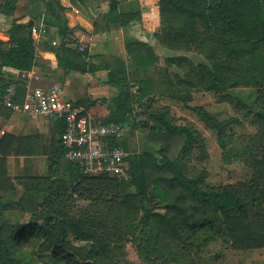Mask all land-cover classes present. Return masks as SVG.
<instances>
[{
    "label": "trees",
    "instance_id": "16d2710c",
    "mask_svg": "<svg viewBox=\"0 0 264 264\" xmlns=\"http://www.w3.org/2000/svg\"><path fill=\"white\" fill-rule=\"evenodd\" d=\"M14 1L6 0L0 4V12L13 14L11 5ZM108 1L109 11L102 16L108 27L127 26L140 19L139 7L122 10L121 0ZM166 1L175 11L185 15L194 35L196 18L206 13L204 6L208 0ZM31 3V17L39 19L36 13H41L45 8L46 25L56 29L62 37L60 43L53 47L59 66L66 73L90 71L94 65L87 61V48L69 46L73 41L69 38L70 29L63 13L65 7L62 1L31 0ZM207 6L210 8L209 17L214 32L209 51L213 61L210 66L198 71L202 80L207 78V85L203 87L217 93L227 87L252 89L251 97L257 107L256 116L264 128V0H209ZM30 29L27 23L14 22L7 31L10 45L5 44L3 47L0 40L2 66L27 73L41 62L37 57L34 39L29 36ZM156 36L159 37V34ZM126 50L129 65L127 60L119 56H112L111 62L107 64L109 74L106 82L116 88L118 93L113 97L109 114L98 120L104 123H121L127 130L137 118L139 108L146 110L149 107L145 126H148L150 133L146 135V139L153 146L158 145V140H168L167 143L160 144L157 154L152 150L130 153L126 158L131 173L129 180L86 176L81 173L78 163L65 157L66 148L60 139L65 123L60 120V130L57 135H53L48 174L44 177L19 179V184L24 188V193L19 197L17 184L8 175V157L45 154L41 147L38 150L35 148L42 136L3 134L0 138V264H31L28 259L36 254L31 248L41 246L54 233L47 227L51 219L43 224L39 215L42 209L41 196L44 192H53L58 176H61L65 181L62 183H67L68 187H76L89 179L117 182L122 203L128 209L143 212L136 223L142 234L148 225L154 229L151 224V216L154 215L158 217L164 235L175 243L190 244L199 232H220L225 228L232 249L249 251L264 248V153L253 160L254 176L249 184L227 183L209 187L205 169L189 168V152L204 139L201 132L187 124L175 123L168 107L155 108L153 105L158 63V54L153 45L130 38L126 42ZM184 83L195 85V76L190 75ZM16 84V99L22 100L26 82L19 80ZM10 85L8 80H3L0 84L1 100ZM175 90L169 96L177 97L183 102L190 100V96H180ZM190 108L201 116L208 128L216 131L218 143L225 149L230 140L227 130L236 119L221 121L202 108ZM10 112L12 110L8 113ZM125 135L120 141L114 142L129 151ZM179 142L182 145L172 157L169 151ZM156 202L163 205V212L154 213L149 206ZM13 212L29 215L30 219L24 222L14 221L8 216ZM67 223L74 239L95 242V246L89 250L92 263L82 262L69 251L68 235L64 231L62 241L57 243L41 264H109L111 246L103 236L94 237L72 219ZM209 236H206V240H209ZM37 252L44 254L41 248H37ZM103 256L108 257L104 263L101 262ZM118 262L119 260L115 264Z\"/></svg>",
    "mask_w": 264,
    "mask_h": 264
},
{
    "label": "rangeland",
    "instance_id": "374dc122",
    "mask_svg": "<svg viewBox=\"0 0 264 264\" xmlns=\"http://www.w3.org/2000/svg\"><path fill=\"white\" fill-rule=\"evenodd\" d=\"M134 1L139 3L140 11L144 5L146 19L151 24L153 47L158 54L154 107H168L175 123L198 129L204 137L200 144L190 149L189 168L205 169L209 187L227 183L249 184L254 176L253 160L264 153V128L256 116L252 89L227 87L219 93L207 91L203 87L207 85V78L202 80L198 75L199 70L210 66L213 61L209 55L214 36L210 8H207L209 0L204 6L206 13L196 18L194 35L185 15L175 11L166 0ZM121 2L124 6L130 3L128 0ZM119 56L127 60L126 53L119 52ZM190 75L195 76L196 84L193 86L184 83ZM111 88L112 91L117 90ZM174 89L180 96H190V100L183 102L169 96ZM190 107L202 108L221 121L236 119L227 130L230 140L225 149L219 145L216 131L208 128L201 116ZM139 111L126 131L129 151L152 150L156 153L160 144H166L168 140H158V145H151L146 139L150 133L148 126H145L148 113L144 108H139ZM181 145L182 142L175 144L169 154L174 157ZM55 180L53 192H44L41 196L39 215L43 224L51 219L47 227L54 233L41 246L31 248L36 253L28 259L31 264L45 261L48 253L62 241L64 231L68 235L69 251L82 262L92 263L89 250L95 246V242L74 239L67 227L69 219L77 221L94 237H104L111 246L109 264H115L118 260V264H264V248L249 251L232 249L225 228L220 232H199L190 244L184 245L169 240L163 233L158 217L153 215L151 224L154 229L148 225L145 233H140L136 223L143 212L128 209L122 203L120 187L113 180L89 179L76 187H68L61 176ZM149 206L154 213L164 211L163 205L157 202ZM8 216L17 222L30 219L29 215L20 212ZM207 235H210L209 240H206ZM37 248H41L44 254H39ZM107 260L108 257L103 256L101 262Z\"/></svg>",
    "mask_w": 264,
    "mask_h": 264
},
{
    "label": "crops",
    "instance_id": "0c3cea01",
    "mask_svg": "<svg viewBox=\"0 0 264 264\" xmlns=\"http://www.w3.org/2000/svg\"><path fill=\"white\" fill-rule=\"evenodd\" d=\"M6 0H0L3 4ZM65 7L64 15L70 29L69 38L73 41L70 47H86L89 53L87 61L92 63L90 71H71L66 73L58 64V56L51 41L60 43L61 36L57 30L49 27V33L43 37L31 34L37 49V57L41 59L39 64L34 66L39 79H33V83L41 86H53L60 84L64 94L75 105L81 106L90 116L101 119L107 116L113 106V97L118 90L112 91L107 84L109 69L107 64L111 62L112 56H119L126 53V42L130 38H136L153 45L151 38V24L146 19L144 5L142 4L141 16L139 20L132 21L127 26H110L104 22L102 16L109 11V1L106 0H61ZM129 4L121 6L122 10L137 8L139 3L128 0ZM11 7L13 14L0 12V40L3 47L10 45L7 31L16 23H29L34 20L32 26H39L45 23V8L41 13H36L39 19L31 17L33 5L31 0H15ZM75 9H78L77 13ZM46 24V23H45ZM32 26H30L32 28ZM48 26V25H47ZM31 33V29L29 34ZM80 48V50H82ZM1 50V48H0ZM2 52L0 51V55ZM122 57V56H119ZM105 61V63H101ZM128 65H129V60ZM0 84L3 80L11 82L4 99L0 98V138L5 133L16 136H36L41 135V139L36 144V150L40 147L45 154L10 155L8 157V175L17 184V193L20 197L24 193V188L19 184V179L27 177H44L48 174L49 155L52 150L53 135H57L60 130V120L54 117L33 115L23 110H12L7 106L9 97L16 99L17 84L19 80L26 82L30 77V72H24L11 67L2 66L0 59ZM116 89V88H115ZM110 93V95H109ZM91 101V102H90ZM10 110V114L8 113ZM9 115H8V114ZM198 130V129H197ZM199 131V130H198ZM202 134V133H201ZM203 135V134H202ZM47 172V173H46Z\"/></svg>",
    "mask_w": 264,
    "mask_h": 264
},
{
    "label": "built area",
    "instance_id": "2783aa9c",
    "mask_svg": "<svg viewBox=\"0 0 264 264\" xmlns=\"http://www.w3.org/2000/svg\"><path fill=\"white\" fill-rule=\"evenodd\" d=\"M75 11L79 12L78 9ZM48 33L49 27L45 23L31 28V34L39 37ZM51 43L57 45L58 42L53 40ZM39 77L33 68L26 80L25 101L19 103L11 96L7 106L12 110L21 109L33 115L63 120L65 130L60 139L66 148L65 157L78 163L84 175L129 180L131 173L126 158L130 151L115 143L124 137L126 128L117 122L104 123L86 113L83 107L68 102L60 84L49 87L34 84L33 79Z\"/></svg>",
    "mask_w": 264,
    "mask_h": 264
},
{
    "label": "water",
    "instance_id": "95a60500",
    "mask_svg": "<svg viewBox=\"0 0 264 264\" xmlns=\"http://www.w3.org/2000/svg\"><path fill=\"white\" fill-rule=\"evenodd\" d=\"M33 24H34V20H31V21L28 23L29 26H32ZM29 36H30V37L32 36L31 33L29 34ZM21 72H22V71H21ZM67 101L70 102V99L67 98ZM148 108H149V107H147V109L145 110V112L148 111ZM139 112H140V111L137 112V115L139 114Z\"/></svg>",
    "mask_w": 264,
    "mask_h": 264
}]
</instances>
